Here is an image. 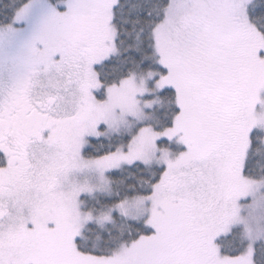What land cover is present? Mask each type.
<instances>
[{
	"label": "snow or ice",
	"instance_id": "1",
	"mask_svg": "<svg viewBox=\"0 0 264 264\" xmlns=\"http://www.w3.org/2000/svg\"><path fill=\"white\" fill-rule=\"evenodd\" d=\"M0 264H264V0H0Z\"/></svg>",
	"mask_w": 264,
	"mask_h": 264
}]
</instances>
